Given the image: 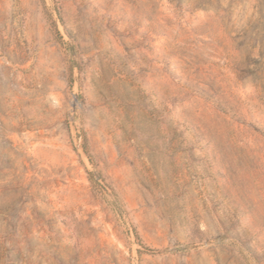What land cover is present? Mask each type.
<instances>
[{
	"label": "rangeland",
	"instance_id": "obj_1",
	"mask_svg": "<svg viewBox=\"0 0 264 264\" xmlns=\"http://www.w3.org/2000/svg\"><path fill=\"white\" fill-rule=\"evenodd\" d=\"M0 264H264V0H0Z\"/></svg>",
	"mask_w": 264,
	"mask_h": 264
}]
</instances>
